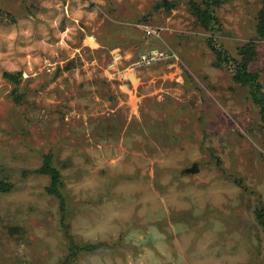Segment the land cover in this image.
Segmentation results:
<instances>
[{
	"label": "rangeland",
	"instance_id": "1",
	"mask_svg": "<svg viewBox=\"0 0 264 264\" xmlns=\"http://www.w3.org/2000/svg\"><path fill=\"white\" fill-rule=\"evenodd\" d=\"M189 1L0 0V264H63L69 237L99 245L72 264H264L258 106ZM219 1L213 39L234 58L255 41L264 94V0Z\"/></svg>",
	"mask_w": 264,
	"mask_h": 264
},
{
	"label": "trees",
	"instance_id": "2",
	"mask_svg": "<svg viewBox=\"0 0 264 264\" xmlns=\"http://www.w3.org/2000/svg\"><path fill=\"white\" fill-rule=\"evenodd\" d=\"M219 4V0H190L188 3L191 13L196 19V22L200 24L206 31L212 34L210 38H208L207 42L209 47L217 54L218 64L221 65L222 63H227L233 66V80L247 88L250 100L258 106L259 119L261 127L264 131V94L261 92V86L258 83L257 75L250 71V65L253 63L257 55L256 43L255 41H249L240 46L238 48L237 58L230 56L225 49L222 47L220 48L216 44L213 38L215 33L220 30V24L215 15L214 9ZM2 16L3 13L0 11V19ZM256 34L259 39H264V4L258 11ZM17 76L20 77L21 74H5L6 79H8L13 84L17 82ZM35 172L38 174L47 175L49 177L50 182L46 187V191L49 194L58 197L60 199L62 211L65 210L64 200L60 192V188L62 186L61 174L59 170L53 166L51 156H46L43 160L42 166ZM10 186L11 185L7 183H0V190L7 191L10 189ZM255 218L257 223L264 230V203H261L257 206L255 210ZM65 230L67 231V229ZM98 246L99 245L93 244H84L83 246H79L76 245L69 237V254L67 255L63 264H72L77 252L85 250L91 251Z\"/></svg>",
	"mask_w": 264,
	"mask_h": 264
},
{
	"label": "built area",
	"instance_id": "3",
	"mask_svg": "<svg viewBox=\"0 0 264 264\" xmlns=\"http://www.w3.org/2000/svg\"><path fill=\"white\" fill-rule=\"evenodd\" d=\"M148 34H155L154 30L146 29L145 31ZM165 57V51L160 49H151L149 51L144 52L139 56L137 61H135L129 68L131 70L140 67V66H149L155 64L156 62L160 61L162 58ZM120 61L119 55H114L111 65L115 66Z\"/></svg>",
	"mask_w": 264,
	"mask_h": 264
},
{
	"label": "water",
	"instance_id": "4",
	"mask_svg": "<svg viewBox=\"0 0 264 264\" xmlns=\"http://www.w3.org/2000/svg\"><path fill=\"white\" fill-rule=\"evenodd\" d=\"M199 168L197 166V164H193L192 168L189 169L187 172H191V173H195L198 172Z\"/></svg>",
	"mask_w": 264,
	"mask_h": 264
}]
</instances>
